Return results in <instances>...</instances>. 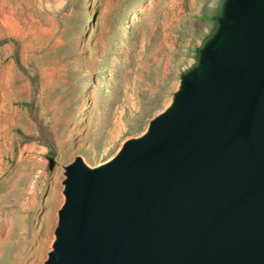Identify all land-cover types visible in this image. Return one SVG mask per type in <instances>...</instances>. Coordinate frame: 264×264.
Instances as JSON below:
<instances>
[{"label":"water","instance_id":"95a60500","mask_svg":"<svg viewBox=\"0 0 264 264\" xmlns=\"http://www.w3.org/2000/svg\"><path fill=\"white\" fill-rule=\"evenodd\" d=\"M171 105L65 167L45 264H264V0H220Z\"/></svg>","mask_w":264,"mask_h":264},{"label":"rangeland","instance_id":"374dc122","mask_svg":"<svg viewBox=\"0 0 264 264\" xmlns=\"http://www.w3.org/2000/svg\"><path fill=\"white\" fill-rule=\"evenodd\" d=\"M220 0H0V264H45L65 167L172 103Z\"/></svg>","mask_w":264,"mask_h":264}]
</instances>
